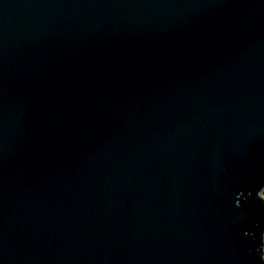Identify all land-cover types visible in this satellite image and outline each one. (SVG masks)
Returning a JSON list of instances; mask_svg holds the SVG:
<instances>
[{"label":"water","instance_id":"obj_1","mask_svg":"<svg viewBox=\"0 0 264 264\" xmlns=\"http://www.w3.org/2000/svg\"><path fill=\"white\" fill-rule=\"evenodd\" d=\"M264 0H0V264H264Z\"/></svg>","mask_w":264,"mask_h":264},{"label":"trees","instance_id":"obj_2","mask_svg":"<svg viewBox=\"0 0 264 264\" xmlns=\"http://www.w3.org/2000/svg\"><path fill=\"white\" fill-rule=\"evenodd\" d=\"M263 184H264L263 181L257 180L256 183L253 185L252 194L254 193L256 194L261 189Z\"/></svg>","mask_w":264,"mask_h":264},{"label":"rangeland","instance_id":"obj_3","mask_svg":"<svg viewBox=\"0 0 264 264\" xmlns=\"http://www.w3.org/2000/svg\"><path fill=\"white\" fill-rule=\"evenodd\" d=\"M262 196L264 198V192L262 193ZM263 244H264V235H263ZM263 255H264V246H263Z\"/></svg>","mask_w":264,"mask_h":264}]
</instances>
